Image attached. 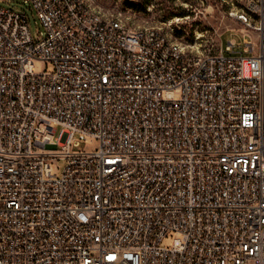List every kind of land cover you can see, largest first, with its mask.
Instances as JSON below:
<instances>
[{"label":"built area","instance_id":"1","mask_svg":"<svg viewBox=\"0 0 264 264\" xmlns=\"http://www.w3.org/2000/svg\"><path fill=\"white\" fill-rule=\"evenodd\" d=\"M21 1L42 31L0 6V264H264V0L206 53Z\"/></svg>","mask_w":264,"mask_h":264},{"label":"rangeland","instance_id":"2","mask_svg":"<svg viewBox=\"0 0 264 264\" xmlns=\"http://www.w3.org/2000/svg\"><path fill=\"white\" fill-rule=\"evenodd\" d=\"M98 2L107 15H119L131 26H161L169 36L191 45L197 52L214 51L219 44L224 47L231 39L235 41V46L244 44L245 37L239 29L241 25L232 16L241 5L236 0H98ZM0 6L24 12L33 38L37 40L40 37L42 26L36 12L28 4L21 0H0ZM169 21L173 22L169 24ZM92 145L91 141H83L75 146L74 150L90 149ZM55 164L61 170L65 161L59 159ZM166 243L169 245L170 238L166 239Z\"/></svg>","mask_w":264,"mask_h":264}]
</instances>
